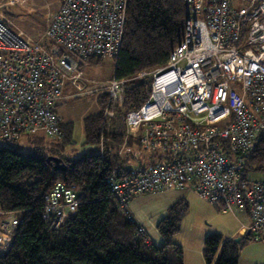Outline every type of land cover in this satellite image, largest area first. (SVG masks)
<instances>
[{
  "label": "built area",
  "instance_id": "obj_1",
  "mask_svg": "<svg viewBox=\"0 0 264 264\" xmlns=\"http://www.w3.org/2000/svg\"><path fill=\"white\" fill-rule=\"evenodd\" d=\"M23 0H0V138L21 134L62 138L57 104L70 82L82 91L90 57L114 58L123 43L128 0H60L44 34L15 30L6 11ZM184 40L164 66L130 78L108 79L104 114L124 111L133 81L148 80L149 96L123 115L126 139L137 137L156 161L107 177L120 207L134 197L191 190L223 211L250 214V232L264 244V181L244 177L247 155L264 130V0H184ZM100 148H103L101 142ZM74 186L57 182L45 196L43 217L59 226L79 206ZM13 220L10 222L9 219ZM17 220H0V249ZM143 231V228H139Z\"/></svg>",
  "mask_w": 264,
  "mask_h": 264
},
{
  "label": "trees",
  "instance_id": "obj_2",
  "mask_svg": "<svg viewBox=\"0 0 264 264\" xmlns=\"http://www.w3.org/2000/svg\"><path fill=\"white\" fill-rule=\"evenodd\" d=\"M186 8L184 0H128L123 43L113 58L114 76L130 78L164 66L185 38ZM101 59L90 57L86 62ZM129 86L118 116L105 117L104 93L99 109L83 119L85 143L98 146V153L76 158L68 154L74 126L61 117L62 138L23 133L13 145L4 140L0 144V220L12 215L18 222L10 245L0 249V264H184V249L172 238L189 212L188 201L175 202L158 222L163 241L155 245L128 205L119 206L107 183L113 168L127 172L131 164L156 161V155L143 154L137 137L130 136L119 153L126 139L123 115L139 109L149 96L148 80ZM23 136L33 147L31 152L18 148ZM50 155L60 157L67 169L55 170V163L47 161ZM243 158L248 180L247 172L264 171V130ZM57 182L74 186L80 202L59 226L43 217L45 196ZM241 246L214 232L204 240L203 257L206 264H238Z\"/></svg>",
  "mask_w": 264,
  "mask_h": 264
},
{
  "label": "rangeland",
  "instance_id": "obj_3",
  "mask_svg": "<svg viewBox=\"0 0 264 264\" xmlns=\"http://www.w3.org/2000/svg\"><path fill=\"white\" fill-rule=\"evenodd\" d=\"M235 4L240 7L241 0H235ZM59 8L60 0H23L22 2L10 7L6 11L5 15L11 21L15 30H21L26 36L36 39L44 34L50 21L46 14L51 15L57 12ZM114 66L115 63L112 58H102L100 61L85 62L82 65L85 74L82 81L83 90L78 92L74 91L70 97L67 99L64 98L65 100L63 99L64 101L57 107V112L62 120L64 122L73 123V142L68 145L66 150L68 151V154L74 158L83 154H95L100 151L98 146L85 143L83 119L99 109L98 99L104 94L103 87L106 84L104 82L114 76ZM39 135L44 136L42 133ZM46 139L48 140V138ZM0 144H5V142L0 139ZM18 144V148L24 153L31 152L33 149L24 136L20 139ZM141 151L143 152V150ZM142 152H137L139 157H142ZM143 154L145 155L147 153L143 152ZM131 166L135 167L136 165L131 164ZM246 174L252 181H264V171L258 173L247 172ZM154 193L156 194L160 192ZM154 193H146L134 197L129 204V210H131V213L133 214L135 206L141 207L142 199L151 197ZM157 198L158 197L151 199ZM203 200L207 201L201 197L200 200L197 197L187 199L189 212L181 222L182 225L180 231L172 238L173 242H176L183 247L184 257L185 255L189 256L192 252L198 254V251H202L203 254L205 237H200L199 239V235L205 228H210V223L203 217V207L202 204H200ZM148 201H150V199H148ZM193 207L195 208L193 209ZM142 209L143 208H141L140 211ZM142 214L145 215L146 218L149 216V213L145 210ZM152 220V222H147L146 224L149 237L151 238L153 233H157L160 237H162L157 228V224L160 219L157 221V217L152 215ZM207 231L208 230H206V232ZM154 244L160 245L162 244V241L161 243L154 242Z\"/></svg>",
  "mask_w": 264,
  "mask_h": 264
},
{
  "label": "crops",
  "instance_id": "obj_4",
  "mask_svg": "<svg viewBox=\"0 0 264 264\" xmlns=\"http://www.w3.org/2000/svg\"><path fill=\"white\" fill-rule=\"evenodd\" d=\"M73 93L74 89L72 88L71 83L67 82L64 87V98L67 99ZM64 100L62 99L58 103V106ZM152 195L153 196L151 197H146L142 199L141 207L135 206L133 214L131 213V210H129L132 217L145 228L147 233L148 230L146 224L147 222L150 223L153 221L152 215H155L158 221V219L161 220L167 214L168 209L178 200L182 198L187 200L194 197H197L200 200V197H198V195L191 190L185 191L174 189L156 194L154 193ZM155 197L158 198L151 199ZM148 199H150V201H148ZM131 201L132 200H130L128 203V209H130L129 204ZM200 204H202L203 207V217L206 221L210 223V228H205L203 232H201V234L199 235V239L200 237L206 238V236L214 232L221 233L224 239L240 238L242 246L239 253L238 264H264V244L262 241L253 238L250 232L251 217L247 211L235 208L233 212H226L223 211L220 207L204 200L203 202H200ZM141 208H143L147 213H149V216L147 218L145 217V215L142 214L144 210L142 209L140 211ZM194 208L195 207H193V209ZM206 230L208 231L206 232ZM150 239L153 243H161V241H163L162 237H160L157 233H153ZM184 264H206L202 251H198V254L192 252L191 254H189V256L185 255Z\"/></svg>",
  "mask_w": 264,
  "mask_h": 264
},
{
  "label": "water",
  "instance_id": "obj_5",
  "mask_svg": "<svg viewBox=\"0 0 264 264\" xmlns=\"http://www.w3.org/2000/svg\"><path fill=\"white\" fill-rule=\"evenodd\" d=\"M47 161L49 162H54L55 163V170H66L67 166L66 164L63 162V160L60 157L54 156V155H50L47 158ZM236 242H240V238H235L234 239Z\"/></svg>",
  "mask_w": 264,
  "mask_h": 264
},
{
  "label": "bare ground",
  "instance_id": "obj_6",
  "mask_svg": "<svg viewBox=\"0 0 264 264\" xmlns=\"http://www.w3.org/2000/svg\"><path fill=\"white\" fill-rule=\"evenodd\" d=\"M254 238V237H253Z\"/></svg>",
  "mask_w": 264,
  "mask_h": 264
}]
</instances>
